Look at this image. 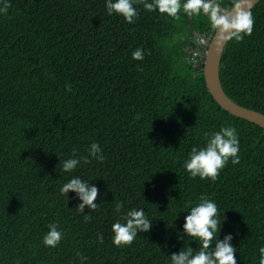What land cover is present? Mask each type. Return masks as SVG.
Masks as SVG:
<instances>
[{"label": "trees", "instance_id": "trees-1", "mask_svg": "<svg viewBox=\"0 0 264 264\" xmlns=\"http://www.w3.org/2000/svg\"><path fill=\"white\" fill-rule=\"evenodd\" d=\"M217 2L230 10L234 0ZM9 4L0 14V264H82L78 253L88 258L83 264H170L184 243L199 248L198 240L178 234L189 203L205 194L226 219L220 239L238 233L239 264H259L264 129L224 111L206 88L209 44L195 39L213 37L208 16L181 10L175 19L140 3L129 24L109 16L105 0ZM250 11L253 32L228 40L219 80L229 99L264 114V0ZM136 48L145 50L144 60L132 58ZM223 126L238 131L240 163L229 161L214 181L191 178L183 167L191 148ZM93 142L105 159L81 161L75 173H65L62 162L73 149L87 155ZM72 175L100 189L89 221L76 193H60ZM119 201L122 211L142 207L153 220L127 247L112 243ZM53 222L64 235L56 247L45 246Z\"/></svg>", "mask_w": 264, "mask_h": 264}, {"label": "clouds", "instance_id": "clouds-1", "mask_svg": "<svg viewBox=\"0 0 264 264\" xmlns=\"http://www.w3.org/2000/svg\"><path fill=\"white\" fill-rule=\"evenodd\" d=\"M142 3L147 11H159L169 17L179 19L181 10L188 16H199L201 13L208 16L213 28L217 29L222 38H235L237 41L244 39L245 35H251L254 27V18L251 8V0H234L232 9H222L217 0H105L107 14L120 15L129 24L136 22L139 16L138 4ZM9 0H0V14H6L9 9ZM132 58L137 61L145 59V50L136 48L132 52ZM71 91V85H66ZM88 154L79 156L76 149L68 159L62 162V170L65 173H75L84 163H90L92 159L103 161L104 150L99 142H93L88 146ZM240 141L237 129L234 126H223L219 131L206 134V142L203 146H193L184 160L183 167L191 178L199 177L201 180H216L229 161L233 165L240 163ZM59 163H61L59 161ZM76 193L80 201L77 205L85 221L91 220L90 212L99 207L96 203L101 196L100 189L95 184L83 179L80 175H72L61 188L60 193L68 197L69 192ZM103 198H101V201ZM88 214H85V208ZM124 202L115 203V212L120 216L112 224V243L117 247L132 245L138 233L149 232L153 226V220L146 214L142 207H132L126 212ZM221 222L220 209L217 202L208 195H201L198 202H190L187 214L184 217L182 234L178 238H193L199 241V248L194 250L191 243L185 244L178 252L170 255V264H239L240 256L238 247L233 242L237 232L229 231L223 239L220 233ZM49 231L43 237L45 246L56 247L63 238V231L58 222L48 225ZM98 241L103 243V234H98ZM82 264L88 258L78 253ZM259 264H264V246L259 248Z\"/></svg>", "mask_w": 264, "mask_h": 264}, {"label": "water", "instance_id": "water-1", "mask_svg": "<svg viewBox=\"0 0 264 264\" xmlns=\"http://www.w3.org/2000/svg\"><path fill=\"white\" fill-rule=\"evenodd\" d=\"M260 0H251V10ZM232 9V8H231ZM230 9V10H231ZM229 10V11H230ZM216 29L204 59L203 75L206 88L217 105L224 111L264 129V114L244 108L227 97L219 80L221 56L228 42Z\"/></svg>", "mask_w": 264, "mask_h": 264}, {"label": "built area", "instance_id": "built-area-1", "mask_svg": "<svg viewBox=\"0 0 264 264\" xmlns=\"http://www.w3.org/2000/svg\"><path fill=\"white\" fill-rule=\"evenodd\" d=\"M212 39V35L209 33H205L203 35L198 36L195 40L196 42L201 45V46H207ZM201 53L198 49L193 51V58H194V63L198 62V59L200 58Z\"/></svg>", "mask_w": 264, "mask_h": 264}, {"label": "bare ground", "instance_id": "bare-ground-1", "mask_svg": "<svg viewBox=\"0 0 264 264\" xmlns=\"http://www.w3.org/2000/svg\"><path fill=\"white\" fill-rule=\"evenodd\" d=\"M213 38V37H212ZM203 64H204V62H203Z\"/></svg>", "mask_w": 264, "mask_h": 264}]
</instances>
